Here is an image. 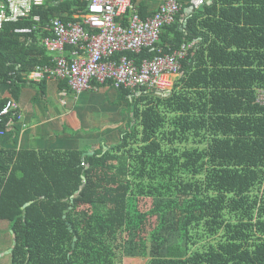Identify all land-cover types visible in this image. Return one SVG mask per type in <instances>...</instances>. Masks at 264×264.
<instances>
[{
	"label": "trees",
	"instance_id": "trees-1",
	"mask_svg": "<svg viewBox=\"0 0 264 264\" xmlns=\"http://www.w3.org/2000/svg\"><path fill=\"white\" fill-rule=\"evenodd\" d=\"M191 5L181 2L154 48L121 53L139 63L199 37L170 90L99 84L129 103L116 143L94 153L0 149L12 264H118L119 253L147 264H264V0H206L187 15ZM87 7L60 0L0 29V89L9 91L0 110L52 63L41 42L51 20L80 21Z\"/></svg>",
	"mask_w": 264,
	"mask_h": 264
},
{
	"label": "built area",
	"instance_id": "built-area-1",
	"mask_svg": "<svg viewBox=\"0 0 264 264\" xmlns=\"http://www.w3.org/2000/svg\"><path fill=\"white\" fill-rule=\"evenodd\" d=\"M59 1L0 0V29L29 16L36 7ZM190 2L197 8L206 0ZM181 9L179 0H166L153 15L143 18L134 9L132 0H88L87 11L76 15L80 21L66 23L58 16L51 20L53 36L44 37L41 42L52 54V63L38 65L28 75V80L65 79L77 95L88 89L97 90L99 84L107 82L116 88L166 92L173 87V79L183 73L181 60L187 55V45L141 63L118 54L154 48L161 40L162 28L175 22ZM129 12L132 14L125 24L124 18ZM34 20L41 21V16H34ZM259 101L264 104V91ZM5 116H10L8 121ZM19 118L18 105L9 99L0 110V136H5L11 122Z\"/></svg>",
	"mask_w": 264,
	"mask_h": 264
},
{
	"label": "crops",
	"instance_id": "crops-1",
	"mask_svg": "<svg viewBox=\"0 0 264 264\" xmlns=\"http://www.w3.org/2000/svg\"><path fill=\"white\" fill-rule=\"evenodd\" d=\"M135 1L138 6H142L143 14L149 17L166 0ZM184 1L188 0H181ZM186 14L189 15L191 12L186 10ZM184 20L183 25L187 28L184 29L185 33L190 34L188 18ZM198 40L199 37L191 41L187 49L198 43ZM60 81V79H48L44 83V90L40 85L42 81H31L32 83L20 88L19 99L12 100L18 105L21 118L14 119L9 125L7 134L0 136V149L90 148L87 153H94L101 146L106 144L109 146L117 142L120 136L119 129L130 119L129 112L124 109L128 108L129 103L119 100L117 89L104 85L97 90L88 89L77 95L72 91L69 83L64 85ZM8 95L7 87H1L0 102ZM107 121L113 123L107 124ZM5 228L11 229L9 222ZM134 259V257H126L124 263L133 264Z\"/></svg>",
	"mask_w": 264,
	"mask_h": 264
},
{
	"label": "rangeland",
	"instance_id": "rangeland-1",
	"mask_svg": "<svg viewBox=\"0 0 264 264\" xmlns=\"http://www.w3.org/2000/svg\"><path fill=\"white\" fill-rule=\"evenodd\" d=\"M175 77L173 81L176 79ZM172 81V82H173ZM160 92V91H158ZM114 136H116L114 134ZM118 141V140H117ZM8 221H1L0 220V264H12V256L10 249L12 248L13 245V235H12V229L8 230L6 229ZM129 256H123L121 253H119V257L117 258V263L118 264H125V258ZM135 262L133 264H145L148 262V258H144L145 260L142 261L141 257H134ZM129 260V259H127Z\"/></svg>",
	"mask_w": 264,
	"mask_h": 264
},
{
	"label": "water",
	"instance_id": "water-1",
	"mask_svg": "<svg viewBox=\"0 0 264 264\" xmlns=\"http://www.w3.org/2000/svg\"><path fill=\"white\" fill-rule=\"evenodd\" d=\"M195 8H194V6L193 5H191L188 9H187V12H192L193 10H194ZM183 23H185V20L183 21ZM183 29H187L186 27H185V25H183ZM161 93H163V92H161ZM107 149V146H105V148H104V150H106ZM85 181H84V183H83V185L81 186V188H80V190H79V192L81 191V189L84 187V185H85ZM31 202H28V203H26V205H29ZM68 212V210H65V215H64V217L66 216V213ZM12 235H13V245H12V248L10 249V252L12 253V251H13V249H14V247L17 245V237H16V235H15V233H14V231L12 230ZM75 245V244H74Z\"/></svg>",
	"mask_w": 264,
	"mask_h": 264
}]
</instances>
